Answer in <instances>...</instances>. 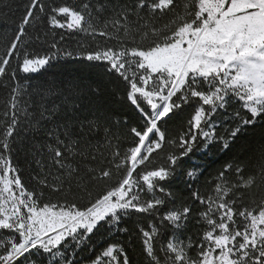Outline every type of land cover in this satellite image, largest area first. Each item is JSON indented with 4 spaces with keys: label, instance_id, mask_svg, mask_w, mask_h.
Instances as JSON below:
<instances>
[{
    "label": "snow or ice",
    "instance_id": "6c2138e0",
    "mask_svg": "<svg viewBox=\"0 0 264 264\" xmlns=\"http://www.w3.org/2000/svg\"><path fill=\"white\" fill-rule=\"evenodd\" d=\"M0 27V264H264V0H0Z\"/></svg>",
    "mask_w": 264,
    "mask_h": 264
},
{
    "label": "trees",
    "instance_id": "16d2710c",
    "mask_svg": "<svg viewBox=\"0 0 264 264\" xmlns=\"http://www.w3.org/2000/svg\"><path fill=\"white\" fill-rule=\"evenodd\" d=\"M16 3L19 2V0H15ZM5 32H9L10 33V28H4V27H0V36H3ZM0 43H2V41H0ZM51 72L60 73L59 69H52ZM69 73H71L72 75H79L81 77L84 78V83H88L92 78H93V74L90 72H82L79 69V66L77 65H72L68 68L67 71H65L63 73V75L60 76L61 79L66 78L69 76ZM53 77L51 74H47V75H40V74H33V79L30 81V83L33 86H36L38 84H41L42 82H44L45 80H52ZM21 83H28V82H24L22 81ZM5 95V91L3 89H0V96H4ZM260 132L261 130L259 128H257L255 130V132L253 131H249L248 136L245 138H241V140L238 142L237 144V148L234 150L233 153H229L228 156L226 157H218L215 154H212L208 157H201L199 153L196 154L195 157H193L194 160H196L197 162L203 163L206 165V171L203 177H201V185L204 184L205 179L210 178L211 176L215 175V172L217 171V169H219L221 167V165L228 159H231L232 156L239 151L240 146L245 145V144H249V143H255L256 141H258L260 139ZM21 167L24 169L23 171V176L24 179L27 180L28 177V173L31 170L22 160L21 161ZM34 167V166H33ZM173 192H175L177 194L178 197H187L188 196V190L185 187V184L183 183V180L181 179H177L171 189ZM202 194H209V192H205V189L202 187L201 188ZM171 206V205H170ZM191 228V226H190ZM189 234H191V231L189 232ZM134 258H136V254L134 253Z\"/></svg>",
    "mask_w": 264,
    "mask_h": 264
}]
</instances>
